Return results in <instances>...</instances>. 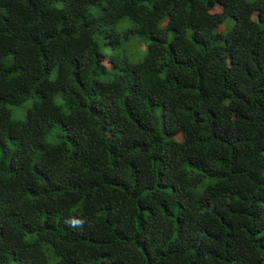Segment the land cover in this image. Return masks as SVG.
Instances as JSON below:
<instances>
[{"label": "trees", "instance_id": "16d2710c", "mask_svg": "<svg viewBox=\"0 0 264 264\" xmlns=\"http://www.w3.org/2000/svg\"><path fill=\"white\" fill-rule=\"evenodd\" d=\"M0 264H264V0H0Z\"/></svg>", "mask_w": 264, "mask_h": 264}, {"label": "rangeland", "instance_id": "374dc122", "mask_svg": "<svg viewBox=\"0 0 264 264\" xmlns=\"http://www.w3.org/2000/svg\"><path fill=\"white\" fill-rule=\"evenodd\" d=\"M146 43L145 41L143 43L134 45L131 49V52L136 53L140 49H145L146 48ZM29 101H27L25 104H23L21 107H13L12 110V117L15 120H22L25 118V114L27 112V107L29 106Z\"/></svg>", "mask_w": 264, "mask_h": 264}]
</instances>
